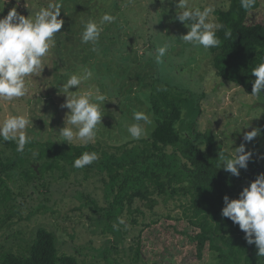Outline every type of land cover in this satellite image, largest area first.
Listing matches in <instances>:
<instances>
[{
  "label": "rangeland",
  "instance_id": "374dc122",
  "mask_svg": "<svg viewBox=\"0 0 264 264\" xmlns=\"http://www.w3.org/2000/svg\"><path fill=\"white\" fill-rule=\"evenodd\" d=\"M114 1L63 0L62 3L59 0L62 3V12L58 19L65 21L61 29L64 34H56L55 43L57 38L60 41L72 40V46L60 50V57L63 56L65 61L73 58L75 64L78 63L75 65L78 69L76 73L80 72L81 67H87L100 76L107 75L111 88L120 97L126 98L129 94L121 105L125 118H119L118 124L117 115L109 109L118 102L107 94L108 87L103 83L100 85L97 81L93 82L94 76L81 86L98 87L107 98L104 104L105 115L102 125L98 126L96 140L88 144L101 145L104 147L102 149L110 151L109 147L120 144L123 137L130 139L127 128L135 123L132 119L135 111H143L149 116L150 123L140 122L145 131L151 124L147 131L148 136L152 130L153 116L145 97L148 96L146 91L156 76L171 86L190 90L196 97L200 96L201 113L196 130L201 133L210 131L221 152L241 144L245 145L246 151L253 154L256 150H264V97L249 96L240 87L224 83L215 75L206 50L179 40L182 35L187 34L188 29L174 19L177 10L174 3H158L153 6L155 0ZM54 2L56 0H0V18L7 16L13 8L26 18L29 15L34 16L41 6L46 7ZM191 3L200 7L212 4L216 10L222 5V0H191ZM104 13H110L116 20L103 25L99 41L95 45L97 51H93L91 43L81 42V34L89 19L99 22ZM248 23L264 24V0H261L257 10L250 13ZM165 42L170 46L164 62L157 64L155 50ZM53 48L54 46L50 50ZM50 54L49 51L46 56ZM55 55L51 54L49 58L60 59ZM128 61L131 64L129 68ZM67 63L69 68L70 63ZM43 66L45 68L41 73L26 78L28 92L24 97L12 102L0 101V121L9 114L28 112L33 119V127L30 126L26 131L33 139L66 144L58 136L69 111L61 108L66 97L59 91L61 86L47 85V79H52L48 72L52 66L49 59H43ZM46 89L53 93L46 95ZM194 113L184 110V124L194 123ZM254 128H261L260 134L250 142L245 141L244 134ZM47 180L51 183L49 188L41 189L42 194L29 190L31 198L22 207L21 218H14L15 223L11 228L4 227L1 230L0 244L6 249L24 251V247L34 239L37 229L44 227L56 235L58 252L75 257L79 264H127L132 248L135 253L138 249L142 253L137 264L209 262L207 251L202 261L196 258L195 246L186 236L192 233V229L185 221L162 219L156 226L144 227L143 223H149L154 215L168 214L174 208L170 202L167 205L161 203L152 211L143 203L135 202L133 209H140L144 215L132 213L129 217L125 210L122 218L128 227L120 225L119 230H115L113 225L118 218L116 211L110 217L103 216V213L97 217L81 196H89L94 206L103 208L108 205L107 193L98 175L84 171L77 175L70 172L65 180L59 179V174L48 177ZM239 188L243 190L245 186ZM177 212L179 211L175 213ZM131 218L136 219L137 224ZM110 245H117L119 255L113 252L106 259L101 254ZM18 254L24 255V252Z\"/></svg>",
  "mask_w": 264,
  "mask_h": 264
},
{
  "label": "trees",
  "instance_id": "16d2710c",
  "mask_svg": "<svg viewBox=\"0 0 264 264\" xmlns=\"http://www.w3.org/2000/svg\"><path fill=\"white\" fill-rule=\"evenodd\" d=\"M158 3L160 0H155L153 6ZM165 3L169 2L165 0ZM260 4L261 0H257L255 8L246 12L240 7L239 0H222V5L213 13L225 26L217 33L221 43L206 50L215 75L224 83L240 87L249 96L256 79L252 69L264 62V24L248 23L250 13ZM225 30L231 31V37H225ZM57 39L54 51L50 52L60 59H50L51 54L43 58L49 59L52 65L48 71L52 76L47 79L48 87L61 86L78 70L75 66L78 63L75 64L73 58L68 57L65 61L63 56L60 57V50L70 47L72 40ZM127 65L128 68L131 66L129 61ZM90 70L93 82L106 85L107 94L117 100L118 103L109 109L117 115L118 123L119 118H125L121 105L129 94L126 98L120 97L111 88L107 75L100 76ZM154 78L145 97L153 116V126L148 136L151 124L139 140L123 137L120 144L107 146L110 151H105L101 145L75 142L69 145L32 139L24 152L16 151L15 141L0 140V232L4 227L11 228L14 218H21L22 207L31 198L29 190L42 194L40 190L48 189L51 184L48 177L59 174V179L65 180L70 172L77 175L84 171L98 175L107 193L108 205L103 208L94 206L89 196L81 195L97 217L102 213L110 217L114 211L118 217H123L125 210L129 217L132 213L144 215L140 209H133L135 202L143 203L151 211L161 203L167 205L170 202L174 208L168 214L154 215L149 223H143L144 227L156 226L162 219L185 221L192 229L186 236L195 246L199 261L207 251V264H264V257L257 255L254 244H247L239 226L221 215L224 196L237 199L242 191L240 186H249L264 173V150L254 151L247 169H241L239 177L224 171L219 159L221 149L213 134L196 130L201 113L200 96L171 86L160 77ZM73 90L76 91L70 89ZM45 91L46 95L53 93L52 90ZM258 97H264V93ZM185 109L195 112L191 125L183 122ZM86 151L96 152L99 159L82 169L74 168V160ZM132 222L137 224L134 218ZM116 249L117 245H110L101 256L107 259L113 252L119 255ZM23 250L14 252L0 244V264H79L75 257L58 252L56 235L44 227L37 229L34 239ZM130 251L127 264H137L142 258L141 250L135 253L132 248ZM23 252L24 255L18 254Z\"/></svg>",
  "mask_w": 264,
  "mask_h": 264
},
{
  "label": "clouds",
  "instance_id": "9594fccd",
  "mask_svg": "<svg viewBox=\"0 0 264 264\" xmlns=\"http://www.w3.org/2000/svg\"><path fill=\"white\" fill-rule=\"evenodd\" d=\"M160 2L163 4L165 0ZM168 2L176 5L174 19L188 29L187 34L179 38L180 41L191 44L193 47H202L204 50L220 45L221 41L217 33L225 26L218 22V17L213 15L214 5L200 7L191 3V0H178V2L168 0ZM239 2L240 7L249 12L255 8L257 0H239ZM61 9L62 3L56 0L46 7L41 6L34 16L29 15L26 18L13 8L7 16L0 18V101L12 102L24 97L28 92L26 78L32 74L41 73L45 68L43 58L55 45L56 34H64L61 29L65 21L58 19L61 16ZM115 20L116 17L110 13H104L99 18V22L96 19H89L84 25L81 42L91 43L92 50L97 51L95 45L99 41L103 25L114 23ZM231 35L230 30H225L226 38ZM169 46V43L165 42L156 48L157 64L164 62ZM252 76L256 79L252 84L251 96L258 97L264 93V62L252 69ZM92 78L93 72L85 67L80 72L70 74L67 81L59 88L60 93L66 97L61 108L69 111L65 115L64 127L59 130L58 136L69 145L73 142L84 145L95 142L99 131L98 126L102 125L106 95L95 86L81 87ZM73 88L76 91H70ZM132 119L135 123L128 126L127 132L132 139L139 140L145 134V129L140 122L150 123L151 121L143 111H135ZM32 120L28 112L5 116L0 121V140L15 141L16 151L24 152L25 146L33 139L26 131L30 126L33 127ZM259 134L260 129L254 128L246 132L243 139L250 142ZM252 155L253 153L246 151L245 145L241 144L239 147L222 151L219 159L222 161L221 167L224 171L239 177L240 170L247 169ZM98 159L96 152L86 151L74 160L73 167L82 169ZM223 203L222 217L238 225L239 229L245 233L244 239L247 244H254L258 249L257 255L264 257V173L259 174L254 182L245 187L237 199L224 196ZM120 225L128 227L122 217L117 218L113 228L119 230Z\"/></svg>",
  "mask_w": 264,
  "mask_h": 264
},
{
  "label": "water",
  "instance_id": "95a60500",
  "mask_svg": "<svg viewBox=\"0 0 264 264\" xmlns=\"http://www.w3.org/2000/svg\"><path fill=\"white\" fill-rule=\"evenodd\" d=\"M37 168H38V166L36 165V166H35V169L37 170Z\"/></svg>",
  "mask_w": 264,
  "mask_h": 264
}]
</instances>
